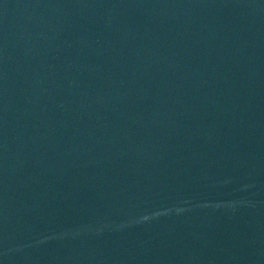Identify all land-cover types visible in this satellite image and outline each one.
Listing matches in <instances>:
<instances>
[{"label": "water", "instance_id": "obj_1", "mask_svg": "<svg viewBox=\"0 0 264 264\" xmlns=\"http://www.w3.org/2000/svg\"><path fill=\"white\" fill-rule=\"evenodd\" d=\"M0 264H264V0H0Z\"/></svg>", "mask_w": 264, "mask_h": 264}]
</instances>
